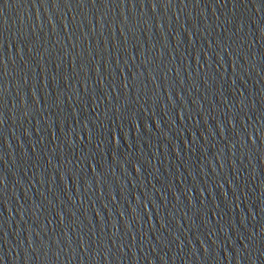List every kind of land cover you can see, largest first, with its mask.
I'll list each match as a JSON object with an SVG mask.
<instances>
[{"label": "water", "instance_id": "obj_1", "mask_svg": "<svg viewBox=\"0 0 264 264\" xmlns=\"http://www.w3.org/2000/svg\"><path fill=\"white\" fill-rule=\"evenodd\" d=\"M0 264H264V0H0Z\"/></svg>", "mask_w": 264, "mask_h": 264}]
</instances>
